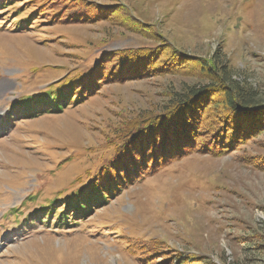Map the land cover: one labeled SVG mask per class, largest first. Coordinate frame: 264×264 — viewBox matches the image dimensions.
<instances>
[{
  "label": "rangeland",
  "instance_id": "obj_1",
  "mask_svg": "<svg viewBox=\"0 0 264 264\" xmlns=\"http://www.w3.org/2000/svg\"><path fill=\"white\" fill-rule=\"evenodd\" d=\"M210 58L264 100V0H0V264H264L263 118L222 140L200 97L189 125L140 134L212 82ZM91 71L81 102L20 116L16 101ZM108 169L134 177L60 222L62 198Z\"/></svg>",
  "mask_w": 264,
  "mask_h": 264
},
{
  "label": "trees",
  "instance_id": "obj_2",
  "mask_svg": "<svg viewBox=\"0 0 264 264\" xmlns=\"http://www.w3.org/2000/svg\"><path fill=\"white\" fill-rule=\"evenodd\" d=\"M121 52H127L128 55L125 57L131 60L128 50ZM177 55L179 54L176 53L175 57H171L172 59L174 58V63L177 62ZM200 64L201 70L206 73L207 79H211L212 82L199 87L195 85L189 86L184 92H175L169 103L162 109L158 112H149L144 118H141V121H145V125L143 127L141 126L140 134L144 133L146 130V132H153L152 136L158 137V134H162L164 131H171L175 126L179 127V123L181 122L186 123L185 125H189V118L187 119L185 116L187 111H189L191 113L190 119L194 118L192 114L193 107L197 104L200 97L211 98L209 107L213 109L216 121L215 125L211 127H213L212 129L215 133L220 131L222 140H225L226 135L231 134L232 131L235 132L233 137L229 139L230 142L233 139H237L234 136H238L239 139L243 137V134L244 136L253 134V130L258 127V124L247 126L242 123L241 117L258 114L257 116L260 118L262 117L264 120V100L259 96V92L232 79L231 72L224 67L218 71L217 68L221 66L218 65L214 58H210L206 62H201ZM161 65L163 64L159 66L162 67ZM98 74L99 73L95 71H91L89 73L90 77L81 80L80 84L75 82L71 83L70 80L62 83L60 86H50L40 90L37 94L23 97L15 103L22 107V111H24L20 116H31L43 111L50 112L53 109L59 112L64 105H68L69 101L81 102L96 85L100 84L94 79H97ZM15 104H12V109ZM20 107H18V109ZM43 107H45V110ZM200 112L204 113L203 110H200ZM236 117L237 120L241 121L240 125L233 124V119ZM131 134L133 135V133ZM125 135L127 137L122 142L123 146L126 145L127 140L131 142L132 138V135H129L128 131L125 132ZM133 136L139 135L135 134ZM190 137L192 138L191 142H193L195 135L192 134ZM162 138L166 139V136H162ZM179 146L181 147L180 149L185 150L186 148V146H181L180 144ZM135 156L138 157L137 162H143V154L137 152ZM154 161L155 159H153L151 163L153 162L152 164H154ZM134 174H137V172ZM143 174L144 173H141L140 176ZM133 177L132 174L123 177L121 172H113L111 169H108L106 174L104 173L100 179L97 180V178H94L95 181L91 180L90 183L85 184L76 192L62 198V207L64 208L59 210L58 219L61 222L62 218L66 219L67 216L70 215L69 213L74 216L86 215L96 203L101 205L105 203V201H108L111 196H116ZM53 203L55 204V201ZM52 206H45L43 208L51 209ZM50 211L51 210H48L46 218L50 215ZM55 222L59 221L56 220Z\"/></svg>",
  "mask_w": 264,
  "mask_h": 264
}]
</instances>
